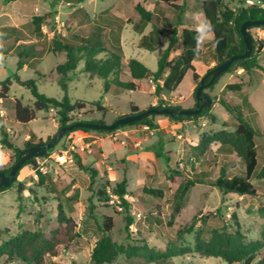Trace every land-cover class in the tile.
Masks as SVG:
<instances>
[{"label":"rangeland","instance_id":"1","mask_svg":"<svg viewBox=\"0 0 264 264\" xmlns=\"http://www.w3.org/2000/svg\"><path fill=\"white\" fill-rule=\"evenodd\" d=\"M158 1L156 6L163 8L164 19L161 17L160 9L154 11L155 0H85L81 5H77L81 10L72 13L70 12L76 5L68 4L66 0H17L9 3L0 0V29L14 27L23 33L25 40L39 41L40 49L46 54L36 66L26 67L18 74L24 80H37L38 90L46 96L62 100L63 91L58 83L59 75L56 68L65 62L66 57L65 54L54 55L47 52L53 34H87L98 15L108 12L117 16L124 2L127 7L123 8V11L129 18L130 25L139 19L134 9L138 3L152 12L154 24L168 25L177 13L166 2L175 3L181 0ZM184 2L189 7L196 0ZM225 3L232 9H238L244 5L257 4L258 1L225 0ZM59 12L61 15H58ZM49 14L54 16L55 29L47 34V39L38 40L33 32L32 18ZM186 15L191 17L193 13L187 12ZM122 22L125 26L124 20ZM44 31L48 32V28L44 27ZM250 32L254 34L255 28ZM138 36L129 28L124 34V39L131 41ZM166 45L167 42H164L153 52L126 45L125 57L138 58L155 71ZM205 51L208 58L214 59L213 43L208 45ZM3 57L0 70H4L0 78L4 79L16 73L19 57L14 53ZM260 61L264 67V52ZM202 63V58L196 60V67L199 70ZM84 64L85 61L81 60L71 75L68 97L72 103L79 100L87 104L82 111L70 114L71 120L110 124L123 116L122 114H127L131 104L147 109L154 101L155 95L149 89L151 85L148 81H142V86L137 91H124L119 95L105 94V80L84 72ZM261 73L264 77V70H261ZM122 78L127 80L129 76L125 74ZM228 78L229 74L222 75L218 86ZM191 83L192 74L188 72L173 95L187 98ZM9 97L19 99L24 105L32 107L35 101L30 90L16 82H13ZM192 97L194 98V95ZM245 97L248 104L245 105L244 115L258 131L256 145L260 169L264 166V79L246 88V93L239 94L233 91L225 93V98L234 103L242 104ZM249 100L256 111L250 109ZM163 101L168 104L173 102L172 105L177 104L174 98H164ZM190 101L192 99H187L181 106H186ZM97 102L106 108V112L94 106ZM5 111H8L5 114L9 119L7 125L11 133L13 132L12 143L24 148L27 141L26 133L21 125L14 126V119L9 112L12 111L11 107ZM57 125L59 126L58 115L54 110L38 112L36 119L29 124V129L36 135L33 141L38 143L41 140L46 143L58 132ZM235 129V120L218 105L215 111L192 120L190 125L169 136L165 147L160 151L144 153V149L139 147L135 151L125 152V149L116 146L109 148L108 153L104 155V147L99 146V141L104 134L115 132L108 137L109 143H120V131L90 132L82 142L78 140L83 136L81 132L64 136L48 153L46 163L48 172L45 174L44 184L35 177L38 161H42L38 158L35 164L21 170L15 186L0 194V246L9 244L11 252L17 238L22 237L25 241L29 235L35 233L46 238L56 237L65 242L71 238L67 246L60 244L56 246L55 252L58 254L47 255L44 264H93L91 254L101 236L99 227L108 219H112L114 222L112 240L127 247L128 252L133 255H119L111 264H154L148 261L144 247L165 251L171 245L191 248L192 251L173 258L170 264H228L221 258L204 257L196 253L194 251L196 237L200 235L204 240H208L215 229L233 232L237 221L245 242L261 240L264 231V196L222 194L211 183L218 177L222 168L226 170L228 176H244L245 160L232 147L222 146L219 142H212L202 153L197 149L204 137L218 131L231 133ZM68 147L72 148L65 154ZM8 152L10 161L3 166L6 168L15 162L13 152L11 150ZM92 171L96 172L95 176ZM123 179L127 181L125 199L129 206L124 212H118L109 203L102 202L98 198V193L106 187L111 190ZM188 179L197 183L180 203V210L176 211L175 207L179 204L178 194ZM253 183L264 188V178H254ZM19 184L25 187L23 194L19 193ZM154 191L157 194H154ZM128 217L132 218L135 227L133 231L130 226L127 228ZM132 247L143 249L136 255ZM263 257L264 251L257 256L253 264H261ZM0 264L26 263L18 256L5 254L1 256Z\"/></svg>","mask_w":264,"mask_h":264},{"label":"trees","instance_id":"2","mask_svg":"<svg viewBox=\"0 0 264 264\" xmlns=\"http://www.w3.org/2000/svg\"><path fill=\"white\" fill-rule=\"evenodd\" d=\"M6 3L15 2L17 0H4ZM85 0H66L67 3L81 5ZM257 4L244 5L238 9H232L226 5L225 0H204L200 5V10L204 17H207L213 24L214 34V58L216 64L220 65L227 61L234 55H241L245 52V43L241 34V26L247 21L263 20L264 19V0H257ZM169 6L176 10V21L172 28L165 29L153 23V14L143 4L135 5V11L138 13L139 22L133 25V29L140 34H143L144 28L148 24H152V30L143 35L140 39L139 46L149 51H156L160 46L162 37H166L169 41L167 48L161 55L156 71H151L143 62L136 58H131L124 62V52L121 42V33L124 28V23L121 19L108 12H103L94 19V23L89 27L87 34L73 33L71 35H56L55 33L50 38V46L47 52L53 54L63 53L66 55V61L57 66V72L63 77L60 80L61 89L64 92L62 100H57L48 97L41 93L37 88V81L35 79L22 80L17 74L25 66L37 65L44 57L46 52L40 49L39 41H27L23 37V33L17 28H1L0 29V54L8 56L12 53L19 57L17 73L12 76L0 80V109L5 110L11 107L13 119L19 123L24 132L29 135V139L25 141L24 148H20L12 143L10 135L6 130L1 131V145L3 148L11 150L15 156V162L18 161L21 152L25 148L35 146L39 143H44L41 140L38 143L33 140L36 135L29 129V124L36 119V114L40 111L54 110L58 115V131L66 126H69L76 121L70 119V114L82 111L85 109V101H76L72 103L68 97V79L66 75L74 72L80 61L84 60V72L92 73L105 80V93H122L124 91H137L140 88L138 83L144 79H151L155 85V96L159 97L163 91L174 92L183 82L186 74L192 72L193 81L196 84L194 97L197 87L203 76H200L193 65V61L200 53L194 51L196 46V29H183L181 33L178 32L180 26L183 25V15L186 11L192 10L186 6L169 4ZM77 10H81L80 8ZM52 15L34 16L32 18L33 32L38 40L47 39V34L53 32L56 23ZM44 27L48 28V32L44 31ZM255 28V27H252ZM248 29L250 32L251 29ZM251 33V32H250ZM218 41V43H217ZM181 48L180 55L172 59V54L178 48ZM264 48L263 43L257 42L254 39L253 51L247 58L239 59L232 63L231 67L226 73L236 72L238 69L250 73L255 70H264L259 63V57ZM216 65V66H217ZM210 69L209 71H211ZM128 71L131 80L125 81L122 79L124 72ZM222 74V75H224ZM221 75V76H222ZM221 76L216 79L211 85L204 89V92L214 88ZM210 78L205 80V84L209 82ZM15 81L20 86L30 90L35 101L34 105H24L19 99H11L9 93ZM162 81V83H161ZM225 91H233L236 93L242 92L241 84H228ZM196 99V98H195ZM215 102H218L228 114L235 120L236 129L229 133L226 131H218L214 134L204 137L202 142L198 145V152H204L207 146L212 142H219L222 146L228 145L237 151L246 162V174L244 176H228L226 170L222 168L218 177L211 183L222 194L233 195H248V196H264V188H261L253 183L254 178H264V166L259 169V155L256 145V138L258 131L248 122L244 115L245 105L248 104L247 99L242 104L234 103L230 99L221 95L218 98H212L211 106L204 109L201 114L191 116H166L171 121L183 122L184 120H194L205 116L212 110ZM198 101L196 100V104ZM196 104L193 108H196ZM250 105V104H249ZM98 110L106 112V108L97 102L94 104ZM163 107L179 108L180 106L168 104L164 101H159L158 105L151 108L162 109ZM251 109V107H250ZM132 113H139V107L132 105ZM159 115H150L141 121L134 122L128 125L120 126L113 131L107 130H91L77 128L71 132H67L68 136L74 132H97V133H111L119 129L130 126H148L151 130L157 128L154 123L155 117ZM4 118L0 117V124H3ZM103 123V122H99ZM52 139V138H51ZM49 139L47 142H49ZM47 151L43 157H47ZM36 163V159L32 158L26 161L22 168L17 172L14 183L10 187L0 186V194L6 192L17 183V178L25 167ZM0 167V172L9 175L12 167ZM83 168V167H82ZM93 172L95 176L96 172ZM38 179L41 184L45 183V175L38 173ZM203 183V181H198ZM196 181L188 179L183 185L178 194V203L175 207L176 211L180 210V203L185 200L189 192L194 187ZM25 187L19 184V193L23 194ZM108 187L104 188L98 193V198L105 203H109ZM111 191L120 196L127 210L129 204L124 198L127 194V181L123 179L117 183ZM154 194L157 192L154 191ZM133 223L132 218L127 219V228ZM114 228L112 219H108L102 226L99 227L101 232L100 238L97 240L91 254L93 264H111L119 255H133L128 252V248L124 245L116 244L111 237V232ZM69 235V233H68ZM22 237L14 241L11 252L9 251V244L0 246V258L5 254L11 256H18L26 264H44V258L47 255L56 256V246H67L69 241L65 242L56 237L46 238L41 234L35 233L23 241ZM59 242L57 243L56 242ZM143 249V248H142ZM137 247H132L134 254L139 255L140 250ZM148 261L154 264H170L172 259L178 256H183L192 251L191 248H182L178 245H171L165 251L144 247ZM194 251L204 257L221 258L228 264H253L257 256L264 251V231L262 238L258 241L245 242L244 235L241 232V227L236 221V227L233 232L215 229L212 231L208 240H204L200 235L196 237ZM264 264V257L261 260Z\"/></svg>","mask_w":264,"mask_h":264},{"label":"crops","instance_id":"3","mask_svg":"<svg viewBox=\"0 0 264 264\" xmlns=\"http://www.w3.org/2000/svg\"><path fill=\"white\" fill-rule=\"evenodd\" d=\"M185 0H181L179 2H175V3H171V4H175V5H182ZM204 0H200V3H199V0H196V2L194 4H192L191 6H189V8H191L192 10H189V11H186L183 15V25L179 27L178 29V32L181 33L183 29L187 28V29H195L196 28V25H197V19H196V15L197 13H200L201 14V19L204 18V14L203 12L200 10V5L201 3L203 2ZM157 3H159L158 0H155L154 2V11L157 12L159 9V12L161 14V17L164 19L165 18V13L163 12V8L160 7V8H157ZM70 4V3H68ZM166 4L169 6L170 2H166ZM127 7V4L124 2L121 4V8H119L121 12H119L117 14L118 17H120L122 20H124V22L126 23L124 28H123V31L121 33V42H122V48H123V52H124V49H125V46L126 45H132V46H137V47H140L139 46V42H140V39L143 35H146L148 34L151 30H152V24H148L145 28H144V31H143V34H140V33H137L134 29H133V25L137 22H139V19L135 22V23H132L130 25L129 23V18L127 17V15H125V11H123V8L126 9ZM80 7H77L75 6L72 11V12H76L77 9H79ZM157 8V10H156ZM81 9V8H80ZM135 9V8H134ZM187 12H190V13H193V15L191 17H188L186 15ZM125 13V14H124ZM58 15H61L60 12ZM116 16V15H115ZM176 18H177V15H174L170 21V23L168 25H165V24H160L159 26L165 28V29H169V28H172L175 24V21H176ZM133 29L139 36L138 37H135L134 39H132L131 41H128L126 39H124V34L125 32L129 29ZM254 38L253 34L250 33ZM213 39L209 40L207 43L203 44L202 48H201V51L200 53L196 56V58L194 59L193 61V65L196 69V72L200 75V76H204L210 69H213L217 64H216V60L215 58L214 59H210L207 57L206 55V51L205 49L207 48L208 45H210L211 43H213ZM256 40V39H255ZM164 42H167V45L165 47V49L167 48L168 46V39L166 37H162L161 39V43H160V46L163 45ZM264 45V43H263ZM158 47V48H159ZM141 48V47H140ZM213 48H214V43H213ZM164 49V50H165ZM163 50V52H164ZM162 52V54H163ZM264 52V48L260 54V57L262 55V53ZM51 53V52H49ZM181 53V48L179 47L175 52H173L172 54V59H175L177 58ZM214 53V51H213ZM59 54H63V53H58L56 55H59ZM161 54V55H162ZM11 55V54H10ZM55 55V54H54ZM160 55V57H161ZM66 57V55H65ZM159 57V59H160ZM260 57H259V63L260 65L262 66L261 64V61H260ZM133 58V57H132ZM198 58H202L203 60V63L201 65V68L200 70L196 67V60ZM131 59V58H129ZM129 59H126L125 57V52H124V62L126 63L127 60ZM138 59V58H136ZM158 59V60H159ZM140 60V59H138ZM65 61H66V58H65ZM141 62H143L142 60H140ZM64 63V62H63ZM61 63V64H63ZM144 63V62H143ZM145 64V63H144ZM60 65V64H59ZM146 65V64H145ZM58 66V65H57ZM147 66V65H146ZM26 67H29V66H25L23 69H25ZM263 67V66H262ZM0 68H1V65H0ZM264 68V67H263ZM22 69V70H23ZM150 69V68H149ZM3 70L4 69H1L0 70V74L2 73L3 74ZM151 70V69H150ZM153 71V70H151ZM156 71V70H155ZM154 72V71H153ZM17 73V72H16ZM74 72H71V73H68L66 75V78L68 79L67 81V84H68V88H69V82L72 80V77L71 75L73 74ZM192 74V72H190ZM1 74V75H2ZM18 74V73H17ZM92 74V73H91ZM128 75L129 76V79L125 80V81H129L131 80V76H130V73L128 71H125L124 72V75ZM226 74H229V78L221 85L218 86V83L214 86V88L212 89H209L207 91H205V93L209 96H211L212 98H218L220 97L221 95H224L225 96V93L228 91H225V87L228 85V84H241L242 85V92L241 93H246V88L250 87L251 85H254V83H257L259 82L260 80H263L264 77L262 76L263 73H261V70H255V71H252L250 73H247L245 71H243L242 69H238L236 72H233V73H226ZM19 75V74H18ZM59 79H58V83L60 85V80L61 78L63 77V75L59 74ZM123 75V76H124ZM96 76V75H95ZM122 76V77H123ZM1 77V76H0ZM9 77V76H7ZM6 77V78H7ZM20 77V76H19ZM186 77V76H185ZM21 78V77H20ZM5 79V78H4ZM3 78H0V80H4ZM22 79V78H21ZM24 80V79H22ZM37 81V80H36ZM142 81H148L149 84L151 85V87H149V89L154 93L155 92V85L153 83V81L151 79H144V80H141L139 81L138 83L140 84V88L142 86ZM15 82V81H13ZM219 82V81H218ZM162 83V81H161ZM216 86H218V91L217 93L215 92L216 90ZM61 87V86H60ZM139 88V89H140ZM195 88H196V84L194 83L193 81V76H192V83L190 84V88H189V92H188V96L187 98H183L182 96H177V95H173L174 93L173 92H166V91H163L159 97H156L155 96V99L154 101L152 102V104L147 108H151V107H155L158 105L159 101H163L164 98L165 99H172L174 98L175 99V102L179 105L176 104V106H180L182 107L183 109H193V107L195 106L196 104V99L195 97L193 98L192 96L194 95V91H195ZM138 89V90H139ZM62 90V89H61ZM63 91V90H62ZM105 93V92H104ZM105 94H111V95H119L121 93H105ZM240 94V93H239ZM155 95V94H154ZM213 95V96H212ZM63 96H64V92H63ZM211 98V99H212ZM246 98V97H245ZM244 98V99H245ZM16 99V98H14ZM13 99V100H14ZM187 99H192V101H190V103H188L186 106H181L182 103H184ZM168 103V102H167ZM249 103L251 105V109L253 111H256L255 107L253 106V104L251 103V101L249 100ZM170 104H173V102H171ZM132 105H135V104H131ZM197 105V104H196ZM220 105L218 102H215L213 107H212V110L211 111H215L217 106ZM131 106H130V111L127 113V114H122L123 116L124 115H128L130 114L132 111H131ZM137 106V105H135ZM221 106V105H220ZM110 107V106H109ZM139 107V106H137ZM139 109L141 111L143 110H146V109H142L141 107H139ZM4 112H8V111H5ZM11 114L13 111H9ZM6 115L3 116L4 118V122L3 124H0V134H1V131L2 130H6L7 133L10 135V138H13V135L11 133V129L8 127V121L9 119L7 117H5ZM13 124L14 126H17L19 127V123L17 125V122L15 120H13ZM16 123V124H15ZM154 123L157 125V128H155L153 130L152 133H150L149 131L148 132H143V130H146V126H130V127H125L123 129H119L117 131H120L121 133V142L120 143H116V144H110L109 143V140H108V137L111 136V134H114V133H111V134H104V136L101 138V140L99 141V146H102L104 147V155L108 153V149L111 148V147H116V146H119L118 148L120 149H125L126 151L125 152H132V151H135L137 150V148H143L144 149V153H150L151 151L153 150H157V151H160V150H163V148L165 147V144H166V140L169 136L173 135V134H176L179 130H181L182 127H187L188 125H190L192 123V120H187V121H183V122H176V121H171L168 117H165V116H157L155 117L154 119ZM58 126V125H57ZM21 128V127H20ZM77 132H81L82 133V137H80L78 140L82 142V139H84L86 136H89V133L87 132H82V131H77ZM26 133V132H25ZM27 137L26 139L28 140L29 139V135L26 133ZM188 140V139H187ZM88 146V145H87ZM0 150H2L5 155L7 156V163L5 165H7L10 161V155H9V152L8 150H6L5 148L2 147L1 145V135H0ZM4 165V166H5Z\"/></svg>","mask_w":264,"mask_h":264},{"label":"water","instance_id":"4","mask_svg":"<svg viewBox=\"0 0 264 264\" xmlns=\"http://www.w3.org/2000/svg\"><path fill=\"white\" fill-rule=\"evenodd\" d=\"M264 26L263 20L247 21L241 26V34L245 43V52L241 55H234L227 61L220 65L215 66L211 71H208L202 78L200 85L197 87L195 98L198 101L196 108L193 109H179L171 107H163L162 109L149 108L139 113H130L128 115L121 116L114 120L110 124L105 123H92V122H76L69 126L61 128L55 136L46 143H39L35 146L25 148L18 159V161L12 167L9 175H5L0 172V186L10 187L14 183L17 172L22 168L23 164L32 158H41L47 151L53 149L58 141L65 136L67 132H71L77 128L91 129V130H107L113 131L120 126L128 125L134 122L141 121L142 119L150 115H166V116H191L201 114L204 109L211 106L212 99L204 92V89L211 85L222 74L227 72L232 63L243 58H247L253 51L254 39L248 29L252 27ZM210 78L209 82L205 84V80Z\"/></svg>","mask_w":264,"mask_h":264},{"label":"clouds","instance_id":"5","mask_svg":"<svg viewBox=\"0 0 264 264\" xmlns=\"http://www.w3.org/2000/svg\"><path fill=\"white\" fill-rule=\"evenodd\" d=\"M195 15L197 19V25H196L197 34L195 37L196 46H195L194 51L196 53H199L203 44L206 41H209L214 38L215 30H214V26L212 22L207 17H204L201 19L200 13H197ZM3 60H4V57L2 54H0V65H2ZM5 114L6 113L4 112V110L0 109V117L4 116ZM6 163H7V156L2 150H0V167H3Z\"/></svg>","mask_w":264,"mask_h":264},{"label":"built area","instance_id":"6","mask_svg":"<svg viewBox=\"0 0 264 264\" xmlns=\"http://www.w3.org/2000/svg\"><path fill=\"white\" fill-rule=\"evenodd\" d=\"M254 38L256 39L257 42L260 43H264V26H258L255 27V33L253 34ZM147 131H149L150 133L153 132V130H151L148 126H146L145 128ZM180 137V136H179ZM72 147H68L67 151L65 152V154H67L69 152V150H71ZM47 157H41L39 159H42V161H38V165L35 168V177H38V173H41L43 175L47 174L48 172V167L46 165L47 163ZM38 160V158L36 159ZM108 194H109V204L113 207H115V209L118 212H124L125 211V206L123 204L122 199L120 198L119 195L113 193L111 190H108ZM125 198V197H124ZM138 218H140V216H138ZM131 230H135V227L133 224L130 225Z\"/></svg>","mask_w":264,"mask_h":264}]
</instances>
